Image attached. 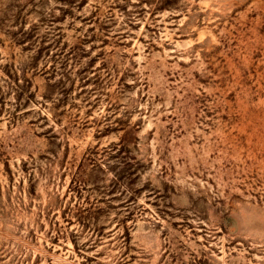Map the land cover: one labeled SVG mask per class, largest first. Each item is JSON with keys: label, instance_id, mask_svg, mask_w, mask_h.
Returning a JSON list of instances; mask_svg holds the SVG:
<instances>
[{"label": "rangeland", "instance_id": "374dc122", "mask_svg": "<svg viewBox=\"0 0 264 264\" xmlns=\"http://www.w3.org/2000/svg\"><path fill=\"white\" fill-rule=\"evenodd\" d=\"M0 264H264V0H0Z\"/></svg>", "mask_w": 264, "mask_h": 264}]
</instances>
